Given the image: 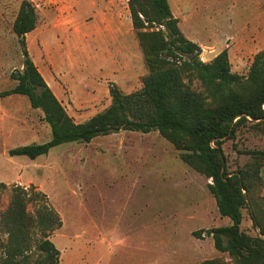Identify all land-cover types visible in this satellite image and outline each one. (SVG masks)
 Listing matches in <instances>:
<instances>
[{"label": "rangeland", "instance_id": "obj_1", "mask_svg": "<svg viewBox=\"0 0 264 264\" xmlns=\"http://www.w3.org/2000/svg\"><path fill=\"white\" fill-rule=\"evenodd\" d=\"M22 1L0 0V95L18 84L15 75L24 68L23 47L13 30ZM31 1L38 21L26 35V48L75 121L83 122L111 104L112 83L127 93L142 87L148 68L129 0ZM170 3L181 30L201 45L203 61L227 48L232 70L248 75L255 55L264 49V0ZM114 20L130 37L128 47L124 40L118 49L124 70L117 81L105 75L98 61L119 46V38H106ZM43 117L24 94L0 96V264L6 257L8 209L16 186L28 193L31 264L44 257L37 245L44 235L39 219L45 206L58 216L50 238L60 250L59 264L233 261L215 247L208 233L231 222L218 211L208 188L211 179L185 163L157 130H125L88 143H63L36 159L10 155L12 148L51 139ZM250 149L264 150V124L261 129L247 124L226 140L229 169L243 167ZM261 170L259 196L264 197V166ZM243 216L241 228L255 236L248 208Z\"/></svg>", "mask_w": 264, "mask_h": 264}, {"label": "trees", "instance_id": "obj_2", "mask_svg": "<svg viewBox=\"0 0 264 264\" xmlns=\"http://www.w3.org/2000/svg\"><path fill=\"white\" fill-rule=\"evenodd\" d=\"M128 4L148 68L143 85L127 93L112 83L111 104L77 122L29 56L26 35L36 29L38 12L31 0L21 2L13 30L23 47L24 68L15 75L18 84L0 96H28L31 106L42 110L52 137L12 148L10 155L36 159L63 143H88L125 130H157L180 151L185 163L211 179L208 188L218 211L231 221L208 233L215 247L233 261L207 259L200 264H264V197L259 196L264 150H247L250 160L237 170L229 169L224 150L226 140L234 139L242 127L250 124L261 129L264 124V49L255 55L245 77L232 70L227 48L209 61L201 59V45L181 30L170 0H129ZM27 195L22 187L13 188L7 218L10 235L2 264H31ZM245 208L257 229L255 236L241 228ZM57 219L45 206L39 219L44 235L37 245L44 257L36 264H59L60 250L50 238Z\"/></svg>", "mask_w": 264, "mask_h": 264}, {"label": "crops", "instance_id": "obj_3", "mask_svg": "<svg viewBox=\"0 0 264 264\" xmlns=\"http://www.w3.org/2000/svg\"><path fill=\"white\" fill-rule=\"evenodd\" d=\"M123 31L124 30L122 28V25L118 21L114 20L112 23V27L110 29V32L108 31V36H106V38L108 39L111 37L113 39L115 38L116 40H117V38H119V42H118L119 46L116 48V51L114 53L110 52V54L108 56L101 55V58L99 57V59H98V61L100 62L99 66L101 65L104 67L105 75H114L115 81H117V79H118L117 76L122 75V72L124 70V66H123V62H122L123 59L120 56H118V54H117L118 49L120 47L121 49H119V50L120 51L122 50V46H123L124 42H125L124 43L125 47H128V44H129L128 38H130V37H128L129 35L128 36L123 35ZM109 34H110V36H109ZM133 45L135 48L138 46L136 41L134 42ZM109 51H111V49H109ZM128 57H131V55H128Z\"/></svg>", "mask_w": 264, "mask_h": 264}]
</instances>
